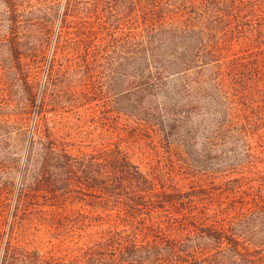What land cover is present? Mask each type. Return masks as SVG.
Wrapping results in <instances>:
<instances>
[{
	"label": "trees",
	"instance_id": "trees-1",
	"mask_svg": "<svg viewBox=\"0 0 264 264\" xmlns=\"http://www.w3.org/2000/svg\"><path fill=\"white\" fill-rule=\"evenodd\" d=\"M102 6L130 32L121 115L187 158L176 173L147 174L118 145L74 155L46 140L12 214L48 207L50 226L96 239L64 261L7 237L0 264H264V0H64L59 28L71 16L77 35L60 45L56 31L55 48L78 53L93 38L81 14L109 26Z\"/></svg>",
	"mask_w": 264,
	"mask_h": 264
},
{
	"label": "rangeland",
	"instance_id": "rangeland-1",
	"mask_svg": "<svg viewBox=\"0 0 264 264\" xmlns=\"http://www.w3.org/2000/svg\"><path fill=\"white\" fill-rule=\"evenodd\" d=\"M79 1L85 6V0ZM63 4L64 0H0V261L7 237L20 251L64 261L96 239L86 231L50 226L48 207L21 218L18 212L12 214L21 173L39 162L46 140L64 143L74 155L118 145L147 174L176 173L187 158L157 132L121 115L120 93L131 81L123 83L122 76L127 62L122 46L130 34L123 17L108 15L102 6L99 16L106 22L108 18L110 25L100 29L94 13L89 18L81 14L95 33L78 53H71L55 48ZM71 21L79 20L67 17L60 45L76 39L78 25ZM192 116L194 123L202 122L200 131H207V113L201 110Z\"/></svg>",
	"mask_w": 264,
	"mask_h": 264
}]
</instances>
